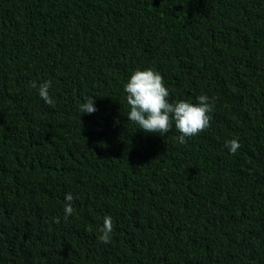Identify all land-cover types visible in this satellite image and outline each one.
I'll return each instance as SVG.
<instances>
[{
	"label": "trees",
	"instance_id": "1",
	"mask_svg": "<svg viewBox=\"0 0 264 264\" xmlns=\"http://www.w3.org/2000/svg\"><path fill=\"white\" fill-rule=\"evenodd\" d=\"M149 68L205 131L128 120ZM0 264H264V0H0Z\"/></svg>",
	"mask_w": 264,
	"mask_h": 264
},
{
	"label": "clouds",
	"instance_id": "2",
	"mask_svg": "<svg viewBox=\"0 0 264 264\" xmlns=\"http://www.w3.org/2000/svg\"><path fill=\"white\" fill-rule=\"evenodd\" d=\"M33 88L37 87L35 81L31 82ZM51 81H44L38 87L40 97L52 107L55 101L49 94ZM127 93L126 100L130 106L127 117L136 123L146 133L166 134L172 128L173 122L181 133L177 138L180 143H185L187 137H192L205 131L210 125V115L213 103L207 95L198 96L196 103L180 100L169 102V91L164 85L162 75L152 69L135 70L124 86ZM96 111L94 99L88 98L81 106L82 114H92ZM225 146L230 153L235 154L241 147L238 139L226 142ZM64 219L67 220L74 212L72 206L73 196H65ZM99 240L110 243L113 233V222L110 216H105L100 229Z\"/></svg>",
	"mask_w": 264,
	"mask_h": 264
}]
</instances>
